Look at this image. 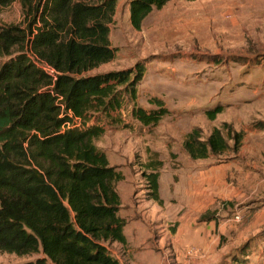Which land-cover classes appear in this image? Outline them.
I'll return each instance as SVG.
<instances>
[{
	"label": "trees",
	"instance_id": "obj_1",
	"mask_svg": "<svg viewBox=\"0 0 264 264\" xmlns=\"http://www.w3.org/2000/svg\"><path fill=\"white\" fill-rule=\"evenodd\" d=\"M19 2L23 21L0 25V252L41 258L26 264H120L108 245H127V220L116 184L124 175L95 142L106 132L98 121L130 115L146 127L168 114L138 107L145 74L134 69L85 74L112 62L110 34L119 0H0V10ZM169 0H128L130 24L141 31L154 10ZM223 109L207 113L216 120ZM242 136L234 134L233 150ZM193 160L222 155L231 147L219 129L202 140H184ZM161 162L147 165L150 199L159 193ZM202 220H205L203 217Z\"/></svg>",
	"mask_w": 264,
	"mask_h": 264
},
{
	"label": "rangeland",
	"instance_id": "obj_2",
	"mask_svg": "<svg viewBox=\"0 0 264 264\" xmlns=\"http://www.w3.org/2000/svg\"><path fill=\"white\" fill-rule=\"evenodd\" d=\"M22 21L19 2L0 10L1 26L18 25ZM110 40L117 49L116 58L85 76L131 70L142 62L146 70L137 87V106L158 109L150 103L157 98L168 114L157 126H143L130 115L133 105L127 99L122 118L98 121L96 116L90 124H104L106 132L95 145L106 154L110 165L124 175L116 190L124 201L121 215L127 220L126 237L132 240L131 235L138 228L151 236L132 247L113 243L108 248L120 264H131L133 257L143 255L149 256V260L158 256V263L165 264L166 251L158 249L155 242L165 237V244L170 245L180 225L172 216L187 212L170 196L173 175L177 174L176 179L180 180L190 164L216 166L213 176L219 180L218 188L233 182V171H225L233 160V136L237 133L233 130V101L252 98L253 82H263L264 0H169L161 10H154L148 16L141 31L130 24L128 0H119ZM216 107H221L223 112L213 121L207 113ZM216 128L231 149L204 160L191 159L183 145L186 135L198 130L202 140H206ZM151 161L161 162L159 183L168 205L150 207L143 216L140 205L151 200L145 176ZM258 193L264 195V186ZM258 198L252 196L239 207L236 202L219 199L200 216L199 222H202L203 217L217 213L224 215L221 218L235 212L241 214L233 229L230 224L222 228L225 233L216 249L221 257L215 264H264V222H257L255 217L260 205L256 202ZM207 221L215 226L214 219L203 220ZM249 226L253 229L249 230ZM41 257V253L17 256L0 252V264H26ZM135 262L141 264L137 258Z\"/></svg>",
	"mask_w": 264,
	"mask_h": 264
},
{
	"label": "crops",
	"instance_id": "obj_3",
	"mask_svg": "<svg viewBox=\"0 0 264 264\" xmlns=\"http://www.w3.org/2000/svg\"><path fill=\"white\" fill-rule=\"evenodd\" d=\"M262 80V83L253 82L252 98L233 101V130L242 136L240 148L237 151L233 150V160L225 167L226 173L233 171V182L225 188H218L219 180L213 176L216 166L212 168L209 166L197 167L190 164L189 169L182 172L180 180L176 179L177 174L173 175L170 182L172 186L170 196L177 200V202L175 201L177 205L187 209V212L183 216H172L180 225L172 237L170 245L165 244L164 235H162L163 238L155 242V245H159L158 249L166 251L167 260L161 262L165 264H215L219 261L221 255L216 252V249L219 247L220 238L225 233L222 228L230 224L233 229V223L241 220V214L235 212L228 218H221L224 215L220 213L205 218V220L214 219L215 226L209 221L207 223L203 220L199 222L200 216L206 214L209 208L213 207L212 205L217 203L219 199L236 202L237 207H239L252 196H259L256 202L260 205L255 217L257 222L261 224L264 222V195L258 193L264 186V71ZM227 168H230V170H227ZM159 193L163 203L168 205V200L163 195L160 183ZM182 198L185 200H180ZM121 200L122 208L124 205L122 197ZM148 202L140 205V211L138 208L143 216H145L144 212L150 207L160 206L153 200ZM121 217L125 218V215H121ZM126 227L124 232L128 233ZM248 228L252 230L253 226ZM149 234L144 231L142 233L141 229L138 228L136 233L131 235L132 240L125 235L128 247H132L134 243H143L145 237L148 241L151 239ZM132 252L129 251L128 253ZM168 252H170L169 256ZM148 257L146 255L139 258L133 257L131 264H136V258L139 259L141 264L158 263L160 259V257L154 256L155 258L149 260Z\"/></svg>",
	"mask_w": 264,
	"mask_h": 264
}]
</instances>
